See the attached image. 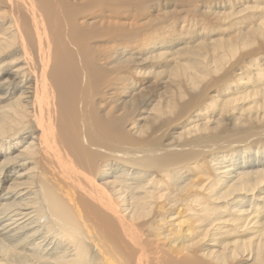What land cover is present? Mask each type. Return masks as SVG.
Returning a JSON list of instances; mask_svg holds the SVG:
<instances>
[{
    "label": "bare ground",
    "instance_id": "obj_1",
    "mask_svg": "<svg viewBox=\"0 0 264 264\" xmlns=\"http://www.w3.org/2000/svg\"><path fill=\"white\" fill-rule=\"evenodd\" d=\"M0 264H264V0H0Z\"/></svg>",
    "mask_w": 264,
    "mask_h": 264
},
{
    "label": "rangeland",
    "instance_id": "obj_2",
    "mask_svg": "<svg viewBox=\"0 0 264 264\" xmlns=\"http://www.w3.org/2000/svg\"><path fill=\"white\" fill-rule=\"evenodd\" d=\"M261 1V0H260Z\"/></svg>",
    "mask_w": 264,
    "mask_h": 264
}]
</instances>
